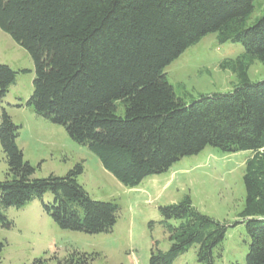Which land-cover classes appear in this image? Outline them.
<instances>
[{"label": "trees", "instance_id": "obj_1", "mask_svg": "<svg viewBox=\"0 0 264 264\" xmlns=\"http://www.w3.org/2000/svg\"><path fill=\"white\" fill-rule=\"evenodd\" d=\"M256 1L0 0V30L30 55L34 66L25 106L63 126L123 186L136 188L206 147L250 154L239 214L249 242L244 264H264V80L251 82L247 75L255 60L264 66V14L246 25ZM209 34L219 45H242L240 56L220 64L237 83L228 93L185 101L164 70ZM16 75L0 64V102ZM19 128L1 109L6 172L0 181V226H12L2 209H21L50 193L52 200L42 202V210L60 229L111 232L118 206L88 196L77 181L82 164L62 177L34 178V168L16 144ZM158 212L170 246L162 252L154 243L149 264H173L193 245L199 264H215L221 257L229 224L201 214L189 196ZM3 248L0 239V253ZM93 260L72 252L57 264Z\"/></svg>", "mask_w": 264, "mask_h": 264}, {"label": "rangeland", "instance_id": "obj_2", "mask_svg": "<svg viewBox=\"0 0 264 264\" xmlns=\"http://www.w3.org/2000/svg\"><path fill=\"white\" fill-rule=\"evenodd\" d=\"M263 14L264 0H257L246 25H254ZM243 51L241 44L219 45L216 35L209 34L187 48L164 73L185 101L199 95L228 93L237 77L229 69H221L220 64L236 59ZM0 64L17 72L15 83L0 102V116L4 109L20 127L16 144L24 161L34 168L33 177H62L81 163L83 173L77 181L88 196L118 206L112 231L101 234L60 229L42 210V202L52 200L50 193L42 201L34 200L21 209H2L12 226H0L4 243L0 264H57L72 252L94 256L90 264H149L154 243L162 252L170 246L158 208L176 204L185 196L190 197L201 214L230 225L221 245V257L215 258V264H244L249 242L239 214L245 200L242 177L248 152L226 154L206 147L197 155L181 158L167 172L146 178L136 188H127L103 169L92 152L73 142L63 126L51 124L25 106L32 93L33 62L1 30ZM247 75L251 82L264 80V66L255 60ZM118 112L122 113V109ZM5 172L0 147V181ZM196 254L197 246L193 245L173 264H199Z\"/></svg>", "mask_w": 264, "mask_h": 264}]
</instances>
